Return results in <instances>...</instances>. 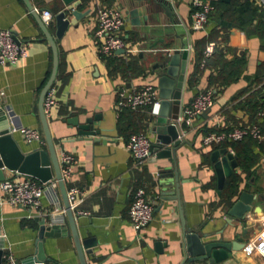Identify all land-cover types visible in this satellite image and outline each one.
<instances>
[{"label":"crops","instance_id":"0c3cea01","mask_svg":"<svg viewBox=\"0 0 264 264\" xmlns=\"http://www.w3.org/2000/svg\"><path fill=\"white\" fill-rule=\"evenodd\" d=\"M30 1L40 16L44 9L55 15L65 8L63 0ZM80 1L76 9L81 17L55 38L58 50V70L53 82L56 103L47 120L59 163L63 152L73 156L71 181L66 186L75 183L82 190L78 203L71 209L82 245L83 263L185 264L184 229H198L200 233L210 234V238L223 236L226 240L237 239L243 243L255 238L264 215V180L259 181L256 175L264 170V142L251 144L255 160L249 169L238 165L233 168L239 178L237 191L229 202L223 196L229 176L220 189L211 159L212 152L222 146L204 145L202 135L215 129L246 125L253 120L255 101L264 82V0H249L251 7L241 14L233 11L228 2L244 0L214 3L203 29L192 27L190 0ZM111 4L124 13L121 33L128 41V48L133 50L104 57L98 53L92 33L98 6ZM134 7H138V13L132 17L129 11ZM238 15L243 20L241 25L237 22ZM131 19H138L140 24L132 25ZM47 27L54 35V17ZM0 28H11L28 43L27 55L17 64H0V108H8L18 126L40 130L42 142H26L18 130L12 132L24 153L47 150L39 99L53 67L51 45L24 0H0ZM209 40L216 42L217 50L206 65L200 64L197 68ZM183 42L189 49L183 105L206 88L215 90V102L204 115L194 117L191 126H183L185 142L176 152L175 164L152 152L143 167L137 168L126 142L137 127L153 140L150 132L153 116L148 107L121 116L115 107L117 91L120 88L130 91L151 82L156 85L158 94L154 66L162 52L171 51ZM242 55L246 62L239 76L225 77L232 66L223 69L222 64ZM97 114L101 116L96 124L102 129L100 135H78L67 121L76 115L84 121ZM262 126L264 129V121ZM165 165H175L183 179L180 202L164 199L158 187L157 176ZM17 176L23 175L5 168L0 170V181ZM138 185H143L153 200L154 216L137 234L128 220L127 210ZM243 189L258 196L244 219L232 225L226 219V210ZM1 194L0 191L2 262L5 253H11L18 261L36 256L38 219L44 217L46 224L55 222L63 227L61 233L46 236L42 242L46 264H81L59 186L45 189L40 210L2 203ZM78 209L90 213L78 214ZM221 264H264V259L256 253L247 254L241 248L231 251Z\"/></svg>","mask_w":264,"mask_h":264},{"label":"water","instance_id":"95a60500","mask_svg":"<svg viewBox=\"0 0 264 264\" xmlns=\"http://www.w3.org/2000/svg\"><path fill=\"white\" fill-rule=\"evenodd\" d=\"M31 13L38 21L43 33L48 39L53 52V67L49 79L44 85L39 99V116L42 123L43 133L47 143V150L34 149L24 153L21 147L16 143L12 134V128L17 127L13 113L8 108H0V170L2 168L16 171L17 173L32 176L41 182L49 179H56L62 193L67 218L71 231L74 236L75 245L83 263L82 245L76 233L74 215L70 202L67 197L66 185L62 179L60 163L56 154L54 141L50 135L47 116L44 113L43 101L48 88L53 84L58 70V50L55 38H59L66 30L68 25H75L81 12L76 6L81 3L80 0H63L65 8L54 15L56 30L54 35L49 31L47 24L42 17L35 11L30 0H24ZM133 17L138 13V7L129 11ZM69 15L71 17H69ZM132 25H139L138 19H131ZM124 28V24L121 29ZM125 38V37H124ZM191 43V41H190ZM118 53H124L125 49L117 50ZM189 49L185 42L179 47H174L171 51L166 50L161 53L160 61L154 66L156 72L159 108L150 124V132L154 135L151 140L150 153L155 152L158 158H168L174 164L176 162V152L185 142L183 137V126L176 119L183 108V94L187 87L186 71L188 66ZM208 111V110H207ZM203 112L202 114L206 113ZM100 115L86 117L80 121L78 115L67 119L76 129L78 135H100L101 127H96ZM214 161V167L218 176V187L221 189L225 178L230 176L233 168L237 166L236 156L228 151V148L222 147L214 150L211 154ZM159 189L168 200L178 199L180 202V186L183 179L180 178L178 169L175 165H165L157 176ZM175 192V194L173 193ZM258 196L248 189L241 190L234 202L226 210V219L230 224L244 219L246 213L251 209L252 202ZM39 220L37 254L35 257H29L23 261L24 264H32L34 261H44L45 255L42 250V242L46 236L61 233L62 226L59 223L46 224L45 218ZM245 243L237 240H226L223 236L210 238L208 233H200L198 229H184L183 248L185 252V264H221L230 255L231 251L243 248ZM158 247V243H156ZM160 249V248H158ZM2 263V250L0 249V264Z\"/></svg>","mask_w":264,"mask_h":264},{"label":"built area","instance_id":"2783aa9c","mask_svg":"<svg viewBox=\"0 0 264 264\" xmlns=\"http://www.w3.org/2000/svg\"><path fill=\"white\" fill-rule=\"evenodd\" d=\"M218 0H190L191 21L194 29H203L209 20V14L213 9V4ZM264 12V7H263ZM43 21L47 24L53 17L54 13L49 10H42ZM96 27L92 33L96 41L97 51L104 57H113L117 50L124 48L125 52L133 49L128 48V41L121 33V27L124 24L125 16L120 7L117 5H99L96 11ZM216 42L209 41L204 49L201 65L205 64L206 58L209 57L215 49ZM28 53V43L14 33L11 28H0V64L15 65L20 59ZM264 90V82H263ZM118 97L115 103L117 111L125 108L137 111L143 107H148L151 115L158 112L160 105L156 85L147 82L139 88L127 91L120 88L117 91ZM215 102V90L206 88L198 91L192 100L183 105L176 121L189 127L193 123L194 117L201 115L212 107ZM56 103L55 87L52 84L44 97V113L50 114L51 107ZM13 117V115H12ZM14 118V117H13ZM264 121V105L257 111L256 121L246 125H236L227 130L209 131L202 135L204 145H214L225 141H239L245 137H251L257 142L264 141V130L260 122ZM18 130L26 142H42V134L38 128L29 126L13 127L12 131ZM151 138L145 130L131 132L127 142L128 149L133 161V165L142 168L146 159L150 155ZM233 153V150H230ZM73 156L67 152L61 154L60 171L62 179L66 183L71 181ZM23 175V174H22ZM48 187L57 188L58 181L49 179L46 182L23 175L22 177H8L0 181L1 202L12 205H22L28 208L40 210L41 196ZM67 197L71 207H74L82 193L81 188L70 183L66 186ZM78 214H89L86 210H77ZM154 216L153 200L147 194L143 185L135 187L132 200L127 210V217L135 232L138 234L140 229L149 223ZM243 250L247 254H258L264 259V215L260 219V230L255 238L247 241ZM2 264H24L18 261L11 253L3 255ZM32 264H46L45 261H34Z\"/></svg>","mask_w":264,"mask_h":264},{"label":"trees","instance_id":"16d2710c","mask_svg":"<svg viewBox=\"0 0 264 264\" xmlns=\"http://www.w3.org/2000/svg\"><path fill=\"white\" fill-rule=\"evenodd\" d=\"M222 0H218L217 2H221ZM215 2V3H217ZM230 5H232V10L233 11H237L238 14H241L243 12H245L246 10H248V8H250L251 6V2L249 0H244L241 2H228ZM212 11L209 14V19L211 17ZM237 22L239 25H241V23L243 22L242 18L238 15L237 18ZM211 41V40H209ZM206 46V45H205ZM205 46L202 50L200 59L197 63V68H199L200 64H201V60L203 58V52L205 49ZM217 50V45L215 46L214 52L206 58L205 64L206 65L210 59V57L215 54ZM245 57L242 56H237L234 57V59L232 61H226L225 63L222 64L223 69L227 66L230 65L231 70L229 72L226 73L225 77L227 78H237L241 72V68L243 67V65L245 64ZM223 71V70H222ZM195 76V73H194ZM264 105V90H263V85H262V89L260 90V92H258L256 101H255V107H254V114H253V120L252 122L256 121V115H257V111L261 108V106ZM125 112H131L133 113V111L131 109H123L120 111V115L122 116L123 113ZM260 125L263 129L262 126V122H260ZM138 130H143L142 128H134L131 132L134 131H138ZM264 130V129H263ZM211 131H220V129H215V130H211ZM209 132V131H207ZM206 132V133H207ZM264 141L262 142H257L255 139L251 138V137H245L242 140L239 141H225L219 144H214L215 147L217 146H222V147H230L233 151H234V155L236 156V162L237 165L240 166L241 168H245V169H249L251 164L253 163V161L255 159H253L252 155H251V144H256V145H260L262 144ZM238 178H239V173H237L236 170H233L232 174L229 176L228 181L226 182L225 185V192H223V196L224 198H226L227 201H231L232 196L236 193L237 189V182H238Z\"/></svg>","mask_w":264,"mask_h":264},{"label":"rangeland","instance_id":"374dc122","mask_svg":"<svg viewBox=\"0 0 264 264\" xmlns=\"http://www.w3.org/2000/svg\"><path fill=\"white\" fill-rule=\"evenodd\" d=\"M256 175L259 178V181H263L264 180V170L263 171H259V173H257Z\"/></svg>","mask_w":264,"mask_h":264}]
</instances>
